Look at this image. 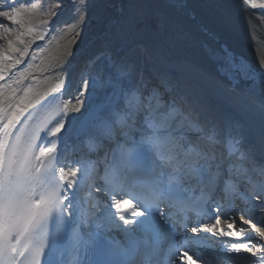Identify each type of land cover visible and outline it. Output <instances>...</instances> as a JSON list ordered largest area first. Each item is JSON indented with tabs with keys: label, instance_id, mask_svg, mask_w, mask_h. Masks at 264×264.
Segmentation results:
<instances>
[{
	"label": "snow or ice",
	"instance_id": "snow-or-ice-1",
	"mask_svg": "<svg viewBox=\"0 0 264 264\" xmlns=\"http://www.w3.org/2000/svg\"><path fill=\"white\" fill-rule=\"evenodd\" d=\"M4 2L0 18L23 30L0 23V36L15 35V40H7V52H0V81L29 56L33 41L44 40L46 31H52L42 17L56 14L42 12L31 3L25 16L20 0ZM170 2L183 6V0ZM72 3L73 20L64 27L75 31L86 22L89 0ZM61 6L62 0H56L55 7ZM142 40L137 34L123 55L98 57L105 65L95 76L82 74L76 95L57 105L36 128L25 122L17 129L33 89L16 85L34 65L27 64L10 83H0V264H264V243L260 242L264 241V216L257 219V213L264 212V157L258 160L231 130L185 111L170 74L153 69L149 76L138 68L137 52L151 59ZM38 48L45 50L43 45ZM36 58L32 55V60ZM60 59L51 57L50 63ZM225 61L221 71L248 82L249 90L264 96V62L258 70L231 53ZM60 67L58 74L67 76L64 65ZM102 88L111 91L106 104L98 105L94 97ZM18 91L23 95L17 96ZM69 112L80 113L72 116L74 128L86 124L102 128L110 140L115 138L111 160L105 153L100 162L85 156L66 164L58 145L68 138L65 118ZM55 116L60 119L49 128ZM31 118L29 114L26 119ZM121 145L131 149L120 151ZM92 189L102 196H95ZM84 191L87 201L82 199ZM197 191L199 196L190 195ZM96 208H100L99 217L93 211ZM237 211L242 219L238 231L217 228L222 219L233 228ZM117 220L134 227L124 229ZM115 229L127 239L106 234ZM189 231L193 236H187ZM217 235L236 236L240 242L213 239ZM69 241L74 260L69 259ZM241 252L249 255L241 256Z\"/></svg>",
	"mask_w": 264,
	"mask_h": 264
},
{
	"label": "bare ground",
	"instance_id": "bare-ground-1",
	"mask_svg": "<svg viewBox=\"0 0 264 264\" xmlns=\"http://www.w3.org/2000/svg\"><path fill=\"white\" fill-rule=\"evenodd\" d=\"M22 1H25L24 13L27 16L31 11V3L38 5L40 0ZM44 1L48 2V6L52 2H56V0ZM151 2L158 5L157 3L160 0H89L86 22L82 24V27L78 26L74 31L69 27L64 28V25L70 23L73 18V14L71 15L73 13L72 0H62V4L68 5L60 10L62 12L59 14L61 16L58 17L60 23L58 24L57 21L53 22L52 31H46L45 38L40 44L44 46L45 50L41 51L38 47L32 49V45H30L29 56L25 57L23 62L17 65L16 68H13L12 73L10 75L7 74L5 81H0V83L7 84L16 79L19 72L24 71L29 63L33 65L37 63V66H35L34 70H31L30 75L28 74L26 79L28 81L33 80L32 82L41 81L43 76L54 74L56 72L54 68L58 67V63H61L67 69L68 74L65 77H72L71 79L74 80L69 89L65 90L67 99H70L76 95L77 90L76 83L78 80L74 78L72 73L75 70L74 64L77 65L75 73L84 69L89 71L88 75L95 76L106 63L104 59H97L98 57L115 54L114 49L120 51L116 53V56L123 55L133 46V37L141 34L143 36L142 43L146 41V47L151 52L149 53L150 56L152 51L157 52V50H161L167 55L169 51H172L175 55L177 53L176 48L181 51L182 56H185L187 62H182L183 60L176 56L173 60L167 55L162 57L165 60L164 62H167L165 65L170 67V65L174 64L176 66H171L172 69H167L166 71L170 72L174 80L177 78L175 88L180 91L184 101L188 102L191 98L193 100L196 99L197 103H201L202 107L204 106L209 110L207 122L219 123L231 120L230 124L233 128L231 129L237 136L239 133L244 136L243 144L249 146L251 143L254 145L250 150L254 152L258 160L264 157V96L259 91L249 90L247 87L248 82L231 79L225 72L222 75L218 69L219 65V68L226 65L225 57L228 53L238 58H243L258 70L261 69V64L264 62V0H249L247 4H245L244 0H183L182 7L160 8L161 12L159 11L158 15L154 17L160 19V21L164 20V23L168 24V26H174L173 31L175 34L169 33L167 36L164 34L163 25H159L153 30L147 27L152 31V34L149 35H146L147 33L143 34L140 30L143 22L140 16L153 4ZM13 3H15V0H7V4ZM137 5L140 9L135 8ZM94 6L100 12L99 17L96 14L90 17V14L95 12ZM0 8H6L4 0H0ZM179 8L181 9L178 10ZM152 12L153 10H150L149 15ZM183 12L186 13V16H184ZM129 13L136 14L132 20L129 16L127 22L125 21V16ZM170 13H172L171 16ZM67 20L69 21L67 22ZM0 23L23 30L21 25H13L6 18H0ZM57 25H61L59 30H56ZM133 29L137 30L138 33L132 32ZM76 31H79V35L75 34ZM126 32H129L125 36L127 40H125L124 36L121 37ZM159 35L163 38H160ZM225 35L234 38L237 45L227 42L224 38ZM51 37L53 39H61L59 44L62 42H65V44L57 46L55 52L47 54ZM8 39L15 40V35L0 36V52L7 51ZM150 42H155L157 49L155 47L151 49L149 47L151 45ZM66 51H70L72 55H61L66 53ZM13 55L17 56L18 54L13 53ZM32 55H36L37 58L32 60ZM54 56H60L61 59L55 63H50L51 57ZM134 58L137 60L138 68L142 67L144 72L146 61L152 64L150 66L151 71L146 73L149 76L152 74V70L157 67L153 58L145 60L139 52L136 53ZM20 65H23V70L19 69ZM154 70L157 71V69ZM44 71L47 72L45 73ZM205 73L207 77H205ZM179 77L180 79L178 80ZM44 80L48 81L49 79L46 77ZM188 80H191L193 84L188 83ZM203 87L205 88L203 89ZM105 91L108 90L102 88L98 95L96 94L94 97V102L101 100L107 102L110 91ZM185 96H191V98H185ZM187 107L191 108L188 105ZM225 108H233L235 111L232 112ZM252 113H255L254 117L258 118V120L249 118ZM65 126H67V123H65ZM220 126L223 125L220 124ZM221 128L228 129L225 127ZM98 129L100 128L94 130V137L99 138L102 134ZM78 144L80 143H73L72 136L68 135L66 142L62 144L61 148H58V151L62 152L68 149L75 151L79 149ZM104 150L106 151V148ZM66 154H64V157H66ZM85 193L86 191L82 193V197ZM240 216L241 214H238L234 217L236 224L233 228L237 224L238 226L242 224L237 223L239 220L242 222V219L239 218ZM244 227L251 231L248 225H244ZM237 241V243L240 242V240ZM238 264H245V262L240 261Z\"/></svg>",
	"mask_w": 264,
	"mask_h": 264
},
{
	"label": "rangeland",
	"instance_id": "rangeland-1",
	"mask_svg": "<svg viewBox=\"0 0 264 264\" xmlns=\"http://www.w3.org/2000/svg\"><path fill=\"white\" fill-rule=\"evenodd\" d=\"M106 1V0H105ZM21 4H23L24 5V3L23 2H20ZM151 3H153V2H151ZM158 5H156V4H152L148 9H146V11L142 14V16H140L141 17V19L143 20V22H142V24H141V31L143 32V34H146V35H149V34H152V31H150L148 28H150V29H155L157 26H159V25H163V27H164V34H166V36L169 34V33H173V34H175V32L173 31V27L172 26H168V24H165L164 23V20H162V21H160V19H157L156 17H154V16H156V15H158V13H159V11L161 12V10H160V8H165V7H169V8H176V6L173 4V3H171L170 2V0H160V2H158L157 3ZM26 6H28V5H26ZM38 6H39V10L40 11H42V12H47L48 11V6L47 5H45V1L44 0H40V1H38ZM135 8H137V9H140L139 7H138V5L135 7ZM98 10V8L96 7V6H94V10H95V12H93L92 14H90V17L92 16V15H99L100 14V12L99 11H97ZM180 9V8H179ZM178 9V10H179ZM88 10H89V8H88ZM150 10H153V12H152V14L151 15H149V13H150ZM73 13H71V15H72ZM136 13H131V15H130V19L132 20V18H133V16L135 15ZM150 17H149V16ZM172 15V13H170V16ZM48 17L49 16H44V17H42V18H44V19H47L48 20ZM93 17V16H92ZM99 17V16H98ZM140 17H139V19H140ZM129 18H125V21H127V20H129ZM71 20H73V18L71 19ZM138 21V20H137ZM128 22V21H127ZM36 27H38V28H43V27H46V26H44V25H39V24H36L35 25ZM93 26V25H92ZM148 27V28H147ZM78 28V27H77ZM83 29H85V28H83ZM135 32V34H137L138 33V31L137 30H132V32ZM49 34V33H48ZM127 34H129V32H126V33H123L122 34V36L121 37H123L124 36V38H125V40H127L126 39V35ZM85 35V34H84ZM82 36H83V30H82ZM158 36V35H157ZM159 37L161 38L162 36L161 35H159ZM158 37V38H159ZM27 40H31V37H25ZM159 38V39H160ZM163 38V37H162ZM60 40L61 39H53V37H51V40H50V47L48 48V52H47V54L48 53H53V52H55V48H57V46H59V45H61V46H63L64 44H65V42H62V43H60L59 44V42H60ZM146 40V39H145ZM161 40V39H160ZM41 41L42 40H36V41H33L32 43H31V48L32 49H35L36 47H38V45H40L41 44ZM154 41L157 43V41L154 39ZM155 42H150L151 43V45H149V47L151 48V49H153L154 47L156 48V43ZM145 45L147 44L146 43V41H144L143 42ZM53 44V45H52ZM152 46V47H151ZM157 49V48H156ZM7 52V51H6ZM153 53L155 52V51H152ZM149 53H151V52H149ZM42 57H45V56H42ZM41 57V58H42ZM151 58H153L154 59V61L156 62V64L155 65H157V64H159V60L156 58V57H152V56H150ZM183 60H185V58L183 59ZM149 62V61H148ZM37 64V63H36ZM34 65V67H33V69L32 70H34V68H35V66H37V65ZM149 66H152V64H149V63H147ZM158 66V65H157ZM19 68H21L20 70H23V65L21 66H19ZM184 68H186V66H184ZM12 72V69L11 70H9V74ZM205 75V77H207V75H206V73L204 74ZM191 86H192V84H190ZM28 86H31L32 87V81L30 82V81H28L27 79H24L19 85H16V87L18 88V89H23V88H25V87H28ZM217 91H218V89H216ZM23 95V92L22 91H18L17 92V96H22ZM233 106V105H232ZM254 114L255 113H252L250 116H249V118H251V119H257L258 120V118H256V117H254ZM257 116H259L258 114H257ZM264 119V118H263ZM249 120V119H248ZM257 216H261V214H257Z\"/></svg>",
	"mask_w": 264,
	"mask_h": 264
}]
</instances>
